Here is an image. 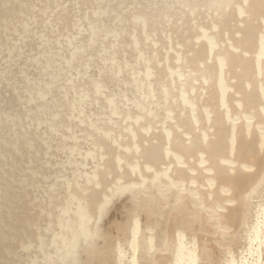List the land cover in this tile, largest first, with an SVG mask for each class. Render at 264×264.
Here are the masks:
<instances>
[{"label":"bare ground","instance_id":"bare-ground-1","mask_svg":"<svg viewBox=\"0 0 264 264\" xmlns=\"http://www.w3.org/2000/svg\"><path fill=\"white\" fill-rule=\"evenodd\" d=\"M0 264H264V0H0Z\"/></svg>","mask_w":264,"mask_h":264}]
</instances>
